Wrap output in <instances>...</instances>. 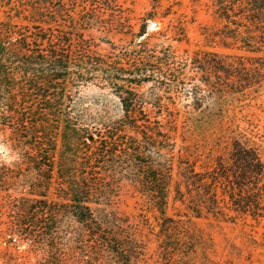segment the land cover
Here are the masks:
<instances>
[{
    "label": "trees",
    "instance_id": "trees-1",
    "mask_svg": "<svg viewBox=\"0 0 264 264\" xmlns=\"http://www.w3.org/2000/svg\"><path fill=\"white\" fill-rule=\"evenodd\" d=\"M11 1L0 20V128L24 133L27 171L18 183L0 173L2 190L20 188L19 214L6 226L10 240L25 244L33 264H143L139 227L114 209L126 183L146 212L164 219L156 264H195L194 257L198 264H235L213 261L209 239L167 219L170 198L196 219L231 214L258 224L264 156L233 139L197 172L201 160L183 139L178 143L180 111L168 95L190 70L200 75L198 84L188 80L193 110L210 95L242 98L260 82L263 59L247 64L242 56L189 49L177 55L174 44L188 45L186 22L153 32L148 26L174 15L181 0H150V10L137 19L118 0ZM211 8L223 27L208 36L210 43L218 39L229 48L232 41L251 54L259 53L257 45L264 49V0H212ZM90 87L109 91L121 116L78 111L77 98Z\"/></svg>",
    "mask_w": 264,
    "mask_h": 264
},
{
    "label": "rangeland",
    "instance_id": "rangeland-1",
    "mask_svg": "<svg viewBox=\"0 0 264 264\" xmlns=\"http://www.w3.org/2000/svg\"><path fill=\"white\" fill-rule=\"evenodd\" d=\"M211 1L181 0V6L172 9L174 15H170L162 22L149 23L148 31L165 30L169 22L175 23L181 18L183 22H186L188 45L174 44L177 55L180 56L183 49H189L191 52L205 51L232 56V58L242 56L247 64L257 58H262L264 61V49L260 47L261 45L255 46L260 48L259 53L251 54L246 50H238L240 44L233 45L232 41L227 42L232 45L229 48L223 47L218 39L210 43L208 36L223 27L217 24L212 17ZM11 2L16 3V0ZM118 2L124 8L132 10L133 17L136 19L150 10V0H118ZM7 5V0H0L1 21L7 16ZM168 6L167 3L163 4L164 9ZM230 29L235 28L230 26ZM247 67L249 68V65ZM261 75L260 82L244 91L245 96L242 98L239 94L223 98L210 95L200 110H193L192 107L187 106L193 103L188 93L191 92L192 84H198L199 74L189 70L185 76H182V85L179 89L168 95L169 104H172L171 108L175 107L180 111L177 120L178 134H180L177 138L178 143L181 146V139H183V145L192 148L193 153L201 160L197 164V172L200 171L201 164L222 156L224 149L228 148L233 139L247 143L264 156V68ZM189 79L192 80V84L188 81ZM235 99L239 101L236 103ZM8 108L9 110L15 108V112H19L16 107L8 106ZM76 108L78 111H85L89 116L97 118L121 116L118 100L109 91L94 87L80 93ZM218 115L223 116V122L217 121L216 116ZM231 117L234 120L232 124H230ZM8 121L12 122V120ZM14 125L16 123L12 126ZM24 138L25 135L22 134L20 128L5 130L0 128V173L8 172L9 176L15 177L16 183L27 171L24 163L27 153ZM19 191L17 184L5 191L0 187V264H33L36 260L34 256L27 254L25 244H19L16 239L11 241L6 234V226L13 217L19 214L16 205L21 197ZM172 198L171 196L167 219L187 224L190 229L198 230L205 239H209L216 253V256L212 257L213 261L223 263L230 260L235 264H264V219H261L258 224L251 219L243 221L236 218L234 220L231 214H228L226 218L203 216L196 219L189 216L179 203L173 204ZM143 207L142 199L128 184L122 183L114 209L118 215L129 218L131 223L139 227L142 234L141 240L145 243L147 253L143 264H156V235L159 232L158 224H162L164 219L158 218L155 213L146 212ZM9 241L11 242L7 243ZM233 248L240 250L241 259H237V252H234ZM191 261L198 264L196 257Z\"/></svg>",
    "mask_w": 264,
    "mask_h": 264
}]
</instances>
